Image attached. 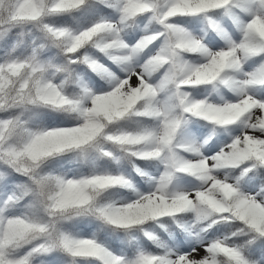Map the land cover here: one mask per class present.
<instances>
[{"label": "snow or ice", "instance_id": "snow-or-ice-1", "mask_svg": "<svg viewBox=\"0 0 264 264\" xmlns=\"http://www.w3.org/2000/svg\"><path fill=\"white\" fill-rule=\"evenodd\" d=\"M0 264H264V0H0Z\"/></svg>", "mask_w": 264, "mask_h": 264}]
</instances>
